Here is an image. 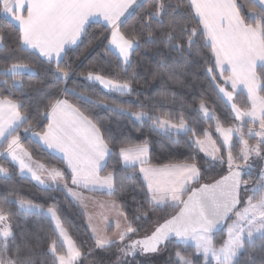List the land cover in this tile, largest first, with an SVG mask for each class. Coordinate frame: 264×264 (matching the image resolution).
Instances as JSON below:
<instances>
[{
  "label": "snow or ice",
  "instance_id": "snow-or-ice-1",
  "mask_svg": "<svg viewBox=\"0 0 264 264\" xmlns=\"http://www.w3.org/2000/svg\"><path fill=\"white\" fill-rule=\"evenodd\" d=\"M257 2L259 7L253 6L250 19H246L237 0H188L186 11L196 21V27L185 22L184 13L179 10L184 0H177L176 6L159 0L154 2L155 12L148 13L149 17L168 16L169 31L164 34L163 42L181 58H185L186 51L191 55L198 43L201 50H210L211 66L206 69L210 82L217 95L230 104L235 120L243 121L244 117H248L252 124L259 123V132L249 128L247 133L248 137L259 138L255 145H250L245 138L242 124L235 128L225 127L203 100L197 111L209 122L215 120V131L222 146H218L207 129L199 133L189 127L183 115L176 123L154 114L152 110L144 111L143 104L136 105L140 110L133 111L130 102L126 107L120 103L109 104L99 98L92 101L117 115H126L134 122L150 123L158 135L171 138L180 132L191 133L193 138L189 146L195 152L203 153L210 161L222 167L226 165V175L221 174L219 179L201 183L203 171L198 166L196 156H190L184 162L153 165L149 159L147 140L135 145L125 141L118 149L110 147L111 137L105 134L106 130L83 109L64 98L75 94L67 87L61 90L60 95L52 92L46 96L47 102L43 105L46 127L34 135L46 149L59 154L60 162L70 175H66L61 168L33 160L32 153L23 147L16 134L28 122V117L22 113L23 105L8 97H0V147L6 145L0 151V157L10 159L18 167L19 173L28 174L41 191L62 189L74 201L82 202L83 192L78 190L101 191L110 197L116 194L117 170L101 175L107 168L108 159L116 155L117 163L127 173L124 179L138 182L144 200L136 209L138 215L131 220L122 205L118 206L113 200L111 206L124 218L125 224L121 228L117 221L116 239L93 226L96 248L108 250L117 246L118 252L127 257L136 255L138 251L142 254L158 253L162 245L173 241L178 247L191 242L195 252L202 254L206 262L211 257L214 264H239V253L245 250L246 245L251 247L257 236L264 240V175H261L255 187L242 188L249 181L242 179L243 169L237 163L238 160L247 163L253 155L264 158V0ZM136 3L137 0H0V15L18 23L20 51L29 53L30 50L38 54L43 58L41 64L47 65L46 70L53 82L67 85L71 72V66L64 63L67 48L78 45L91 20L104 22L110 33L105 37V53L116 54V69L125 75L132 67L133 54L142 46L154 43L150 25H144L148 29L146 38L143 32L123 30L124 21L121 18ZM177 40L179 43H176ZM0 51H7L3 37H0ZM27 59V56H17L10 66L0 67V76L9 77L11 87L17 91L23 89V83L18 78L23 73L32 72ZM164 66L162 62L161 67ZM106 71L103 68L99 71L94 69L84 79L98 84L106 92L121 96L135 94L131 80L117 79L106 74ZM217 71L219 76L215 75ZM219 80H223V84ZM229 83L231 90L226 87ZM8 84V79L0 81V87ZM238 85H243L247 92V110L234 102ZM234 134L239 137L241 145L238 155H234L232 150ZM9 175L8 169L0 167V176ZM242 191H250L251 195L242 197ZM11 203L13 201L7 198L0 200V264H31L30 260H21L19 248L14 257L9 256V240L14 239L10 222L13 213L7 211ZM15 203L21 213L43 215L53 225L52 230L56 234V239L50 245L53 264H74L81 257L80 248L69 235L54 201L46 209L19 197ZM166 207L178 211L163 222L157 221L154 229L143 238H132V234L140 231V228L133 226L136 221L143 219L147 223L150 212ZM219 229L225 230L226 238L217 245L214 236ZM57 241H62L61 249L66 248V252L58 250ZM174 264L193 262L181 251H176Z\"/></svg>",
  "mask_w": 264,
  "mask_h": 264
},
{
  "label": "trees",
  "instance_id": "trees-1",
  "mask_svg": "<svg viewBox=\"0 0 264 264\" xmlns=\"http://www.w3.org/2000/svg\"><path fill=\"white\" fill-rule=\"evenodd\" d=\"M154 2L159 0H139L129 12L122 18L124 21V31L143 32V37L148 36V29L144 25L151 26L153 44L142 46L131 57L132 67L127 75L123 71L116 69L117 56L115 53L106 54L107 40L109 31L100 22H91L86 28V33L78 41V45L67 49L64 63L71 66L70 79L67 85H59L53 82L51 75L47 72V65L41 64L42 57L38 54L21 52L19 49V28L10 20L0 17V37H3L4 47L7 51H0V67L10 66L14 57L27 56L26 62H30L31 73H23L18 78L23 83L22 91H17L11 87L12 81L9 77L0 76V81L8 79L7 86L0 87V97H8L14 102L23 105L22 113L27 115L28 122L20 127L17 135L22 139L23 146L32 153V157L46 165L63 169L69 175L65 165L60 159L48 153L38 143L31 140L29 133L32 131L40 132L45 126L43 105L47 102L46 96L55 92L61 94L64 87L74 90V95L64 98L76 104L98 122L105 134L111 137L110 147L118 149L123 142L130 144H142L145 140L149 141V159L153 165H163L172 162L187 161L190 156H196L198 166L203 171L201 183L212 182L213 179L220 178L221 174H226L225 165L222 167L202 153L195 152L190 147L193 138L191 133H180L171 138L165 135H158L152 130L151 124H141L126 115H117L108 111L103 105L97 106L92 101L102 99L109 104H124L126 107L131 104V110L138 111L136 105H145L144 111L152 110L154 114L161 115L178 123L179 117L183 115L189 127L199 133L207 129L218 146H222L219 136L215 131V120L209 122L197 111L201 100L211 113L217 117L225 126H235L237 124L230 107L217 95L214 85L210 82L207 67L211 66V53L207 48L200 49L198 43L196 48L189 55L186 51L181 58L180 55L168 47L164 42V34L168 29V16L149 17V12H155ZM171 5L176 6L177 0H166ZM241 14L246 19H250L249 13L253 6L259 7L253 0H237ZM188 0L180 7L184 13L187 23L196 27V21L192 19L186 11ZM162 21V23L160 22ZM143 43V40L141 41ZM179 43V40L176 41ZM187 48V42L184 44ZM165 65L161 67V63ZM101 68L107 70L117 79H129L132 82L134 93L132 96H121L116 93L105 92L97 84H93L84 79V76L92 70L99 71ZM258 74L261 70L257 68ZM218 75V72L215 73ZM219 83L222 82L219 80ZM229 90V89H228ZM84 94V95H82ZM79 97V98H78ZM234 102L243 110L248 108V103L242 93L235 94ZM39 109V112H38ZM252 124H248L251 126ZM245 124L243 125L245 129ZM256 127V124L253 125ZM28 129V131H25ZM201 138H203L201 136ZM249 144H255L256 139H248ZM234 155H238L241 145L239 139L234 138L232 144ZM6 148L0 147V151ZM226 152V151H225ZM224 152V153H225ZM259 161L264 158L258 159ZM241 166L247 164L244 170L243 180H248L247 185L242 188H253L260 181V167L254 164L244 163L238 160ZM0 165L8 169V177L0 176V200L7 198L13 203L7 206V211L13 213L10 222L12 225L14 239L9 240V256L14 257L16 249H20L22 261L30 260L31 264H53V257L49 251L50 245L56 239L53 232V225L49 223L43 215L35 213L23 214L15 203L17 197L32 201L34 204L47 208L55 202L59 207L64 220L65 227L69 235L76 242L82 253L79 263L89 262L101 264H174L176 251H181L185 256H193V250L186 246H177L175 241L162 245L158 253L142 254L139 251L134 256H127L122 260V253L118 252L117 246L108 250L95 247L93 236L89 232L85 218L79 208L61 190L41 191L28 178L19 176L16 168L6 159L0 157ZM113 169L117 170L115 177L117 191L114 196L100 194L103 198L116 201L118 206L122 205L123 211L131 220L138 215L136 209L143 204L144 193L139 189L138 182L124 179L127 173L123 166L117 163L116 155L107 161V168L101 174H107ZM121 183L123 188H121ZM195 187V185H194ZM251 192H241L242 197L248 196ZM135 197V199H134ZM178 209L171 207L162 208L159 211L150 212L147 223L143 219L136 221L134 227L140 228L138 234H132L133 239L143 238L150 233V228L155 220L163 222L164 219L174 215ZM216 244H220L224 237L223 231L215 234ZM58 250L61 244L57 241ZM119 258V259H118ZM264 262V240L259 237L254 238L251 247L246 245L245 250L239 254V264H262ZM193 264H213L210 261H202L201 258H193Z\"/></svg>",
  "mask_w": 264,
  "mask_h": 264
},
{
  "label": "crops",
  "instance_id": "crops-1",
  "mask_svg": "<svg viewBox=\"0 0 264 264\" xmlns=\"http://www.w3.org/2000/svg\"><path fill=\"white\" fill-rule=\"evenodd\" d=\"M139 0H137L138 2ZM257 5H258V2L257 0H253ZM135 5V4H134ZM133 5V6H134ZM132 6V7H133ZM259 6V5H258ZM131 7V8H132ZM129 8L128 11L125 13V15L129 12V10L131 9ZM26 15V13H25ZM2 17V16H1ZM6 18V16H4ZM123 18V17H122ZM121 18V19H122ZM7 19V18H6ZM12 21V20H10ZM91 22H100L104 25V22L102 20H99V19H95V20H91L89 23ZM16 23V26L18 27V23ZM87 26V25H86ZM19 28V27H18ZM71 47V46H70ZM68 47V48H70ZM67 48V49H68ZM227 67V66H226ZM259 67V65H258ZM218 72V71H217ZM218 75H219V72H218ZM223 83V81H221ZM229 90H231V84L229 83L228 86H226ZM242 93L246 100H247V92L246 90L244 89L243 85H238L237 87V90H236V93ZM247 103H248V108H249V101L247 100ZM247 108V109H248ZM246 109V110H247ZM46 120H45V126L46 127ZM36 131H32L31 133H29V137L31 140L35 141L36 143H38L43 149H45L48 153H50L51 155L57 157L59 159V154L55 153L54 151L52 150H48L46 149L42 143L39 142V139L38 137H36L34 135ZM180 133H184V132H180ZM179 133V134H180ZM20 142L22 144V139H20ZM23 145V144H22ZM24 147V146H23ZM25 148V147H24ZM26 149V148H25ZM203 154V153H202ZM1 158H4V157H1ZM6 159V158H4ZM10 164H12L15 168H16V171L18 173L19 176H22V177H25V178H28L30 181L31 178L28 174H24V175H21L19 173V170H18V167L10 161V159H6ZM33 160H35L33 158ZM37 161V160H35ZM0 167H2L0 165ZM66 168V166H65ZM67 170V169H66ZM68 172V170H67ZM69 173V172H68ZM70 175V173H69ZM102 176L103 175H106V174H101ZM3 177V176H1ZM35 185L36 182L35 181H32ZM70 183V182H69ZM38 186V185H37ZM194 186V185H193ZM39 187V186H38ZM40 188V187H39ZM62 192L65 193V195L73 202L75 203V205L79 208V210L81 211V213L83 214L84 218H85V222H86V225H87V228L89 230V232L91 233V235L93 236V233H92V227H96L98 230H101V231H104L107 233V235H109L111 238H113V235L114 233H116L117 229H116V223L117 221L120 222L121 224V228H123L124 224H125V221H124V218L122 216H119L118 214V211L114 208H112L111 206V202L112 200H109V199H106V198H103L101 196H98L100 194H106L105 192H101V191H96V192H90V191H84V190H78V191H82L83 192V201L82 202H77V201H74L66 191L62 190ZM116 237V236H115Z\"/></svg>",
  "mask_w": 264,
  "mask_h": 264
},
{
  "label": "rangeland",
  "instance_id": "rangeland-1",
  "mask_svg": "<svg viewBox=\"0 0 264 264\" xmlns=\"http://www.w3.org/2000/svg\"><path fill=\"white\" fill-rule=\"evenodd\" d=\"M251 15V13H249V16ZM4 17V15H0V17ZM5 18V17H4ZM8 20H10V18H8V17H6ZM15 25H16V23H15V21H12ZM109 35H110V33H109ZM74 46H71L70 48H73ZM70 48H68V49H70ZM220 81H223V80H220ZM223 84V83H222ZM98 85V84H97ZM99 86V85H98ZM226 86H228V85H226ZM100 88L102 89V90H104L101 86H100ZM105 91V90H104ZM106 92V91H105ZM234 100H235V96H234ZM226 102V101H225ZM226 104L230 107V109H231V106H230V104H228L227 102H226ZM210 111V110H209ZM211 112V111H210ZM232 114H233V116L235 115L233 112H232ZM201 115L203 116V114L201 113ZM236 122H237V124L235 125V126H232L233 128H235L237 125H241L242 124V126L245 124L246 126H245V129H244V127H243V132H244V134H245V138H247V139H249V138H251V137H248V135H247V133H248V129L249 128H251L254 132H259L260 131V128H259V123L257 122L256 123V127L255 126H253V125H255V124H252L251 122H249V118L248 117H244L243 118V121H238V120H236ZM252 124L251 126H248V124ZM218 135V134H217ZM219 136V135H218ZM234 138H237V139H239V137L237 136V135H235L234 134V136H233V139ZM253 138H255L257 141H258V137H253ZM219 140H220V138H219ZM257 141H256V143H257ZM220 143H221V145H222V141L220 140ZM255 143V144H256ZM232 144H233V140H232ZM255 144H250V145H255ZM226 156H227V153L225 152L224 153V157H225V159H226ZM259 159V157H256V156H252V157H250V159L248 160V162L247 163H249V164H254L255 166H259L260 167V175H264V160H262V161H259L258 160ZM245 163V162H244ZM225 167H226V165H225ZM240 168L241 169H243V171L247 168V164H244V165H241L240 166ZM225 171H226V174H227V167H226V169H225ZM225 174V175H226ZM261 177V176H260ZM260 182V181H259ZM258 182V183H259ZM257 183V184H258ZM256 184V185H257ZM255 185V186H256ZM254 186V187H255ZM249 195H251V193L249 194ZM248 195V196H249ZM247 196H245V198H246ZM17 205V204H16ZM17 208L19 209V207H18V205H17ZM46 209V208H45ZM158 220H155L154 222H153V224H152V226H151V228H150V232L154 229V227L156 226V222H157ZM223 237H224V239L226 238V234H225V230L223 229ZM257 237H259V236H257ZM117 237H115V235H113V239H116ZM256 238V237H255ZM214 239H215V237H214ZM59 243L60 244H62V241H59ZM176 243V242H175ZM177 244V243H176ZM219 245V244H218ZM183 247H186V246H188V247H190L192 250H193V252H194V257L195 258H201V260L202 261H204L205 262V260H204V258H203V256H202V254H197L196 252H195V248H194V245L190 242L189 243V245H182ZM49 251H50V249H49ZM62 251H64V252H66V248H64ZM241 253V252H240ZM239 253V254H240ZM185 256V255H184ZM185 257H187L188 259H190L192 262H193V256H185ZM121 258H122V260H126L127 259V257H123V255H121ZM80 259V258H79ZM79 259L76 261V262H74V264H80L79 263ZM174 260H175V256H174ZM207 261H210V262H212L213 264H214V261H212V259H211V257H208V260ZM86 264H95V263H93V262H89V263H86ZM96 264H101V263H96Z\"/></svg>",
  "mask_w": 264,
  "mask_h": 264
},
{
  "label": "water",
  "instance_id": "water-1",
  "mask_svg": "<svg viewBox=\"0 0 264 264\" xmlns=\"http://www.w3.org/2000/svg\"><path fill=\"white\" fill-rule=\"evenodd\" d=\"M244 178V171L242 172V179ZM219 179V178H218ZM187 198V196H185V199ZM178 211V210H177ZM223 231V229H219L217 232H216V234H218V233H220V232H222Z\"/></svg>",
  "mask_w": 264,
  "mask_h": 264
}]
</instances>
